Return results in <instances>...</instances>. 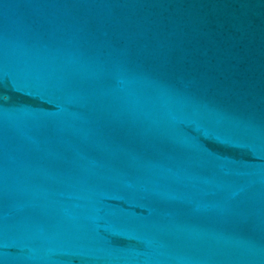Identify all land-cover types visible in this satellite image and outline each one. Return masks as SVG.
<instances>
[{"label":"water","instance_id":"obj_1","mask_svg":"<svg viewBox=\"0 0 264 264\" xmlns=\"http://www.w3.org/2000/svg\"><path fill=\"white\" fill-rule=\"evenodd\" d=\"M0 264H264V0H0Z\"/></svg>","mask_w":264,"mask_h":264}]
</instances>
